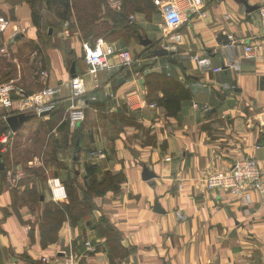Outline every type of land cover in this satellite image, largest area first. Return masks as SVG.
I'll list each match as a JSON object with an SVG mask.
<instances>
[{"label":"crops","instance_id":"obj_1","mask_svg":"<svg viewBox=\"0 0 264 264\" xmlns=\"http://www.w3.org/2000/svg\"><path fill=\"white\" fill-rule=\"evenodd\" d=\"M169 1H156L161 19L131 17L153 42L174 50L176 62L147 55L123 81L119 79L127 71L122 67L100 71L93 78L87 73L79 37L70 41L72 53L58 54L50 47L42 71L46 86L61 85L63 105L38 119L44 123L51 118L52 130L78 137L74 143L63 140L68 156L54 147L58 152L49 159V170L53 169L48 182L72 179L73 174L83 177L89 163L98 165V177L113 171L124 178L116 189L94 197L87 217L75 226L66 219L57 239L44 245L35 219L43 207L35 214L27 209L16 197L24 191L19 193L0 171V264H58L71 252L77 264H264L261 198L254 194L250 203H243L203 183L240 157H253L264 167V65L244 56L245 44L259 45L263 39L257 9L264 0H201L197 10L190 8V0H176L184 22L161 29ZM0 17L9 21L0 33L2 45L12 44L15 37L41 38V27L34 26L26 2L13 7L0 0ZM105 42L119 49L128 45L122 34ZM153 72L190 90V98L174 117L147 96L144 77ZM73 74L84 76L88 91L85 120L75 129L67 121L70 101L64 100ZM156 94L162 96L161 91ZM4 111L0 105V115ZM1 124L5 129L7 122L0 119ZM97 151L104 156L92 158L90 153ZM143 167L155 176L144 180ZM61 186L63 200L66 189ZM156 202L160 212L154 210ZM101 219L112 226L116 239L98 230Z\"/></svg>","mask_w":264,"mask_h":264},{"label":"trees","instance_id":"obj_2","mask_svg":"<svg viewBox=\"0 0 264 264\" xmlns=\"http://www.w3.org/2000/svg\"><path fill=\"white\" fill-rule=\"evenodd\" d=\"M156 1L161 0H117L116 7H112L108 0H7L13 7L26 2L31 8L32 22L38 29L43 23L44 13H50L55 20L54 24L63 26V22H68L70 27L72 23L79 40L88 42L92 46L98 38L110 41L118 34H122L126 38L135 36L139 41L140 30L134 21L129 20V17L135 14H144L146 19L150 20L153 11L159 10ZM40 36H42L41 33ZM51 36L52 34L49 32L46 33L47 38H51ZM157 46V42L147 46L151 55ZM144 79L147 96L153 98L157 105L163 107L167 116H176L181 103L191 96L188 88L164 74L153 72L146 74ZM156 91H161L162 96L158 97ZM62 105L59 103L53 111L61 108ZM50 119L47 124L51 122ZM0 131H2V125ZM0 152L3 155L2 159H5V154L1 150ZM56 152L58 151L53 149L51 153L47 152V155L56 154ZM85 170L82 184H78L73 179L65 181L66 201L56 204L45 203L44 200H40V195L35 197L37 199L32 203L33 205L36 203L44 205L42 214L35 215L44 245L57 239L58 230L66 219L75 226L82 218L87 217L94 209V197L102 196L110 189H116L124 178L121 172L113 171L103 172L98 177L97 174L100 173L98 165L92 163L86 164ZM38 209L39 207L36 206L32 210L33 213ZM101 221L102 227L98 225V230L111 239H116L117 234L112 226L106 219H101Z\"/></svg>","mask_w":264,"mask_h":264},{"label":"built area","instance_id":"obj_3","mask_svg":"<svg viewBox=\"0 0 264 264\" xmlns=\"http://www.w3.org/2000/svg\"><path fill=\"white\" fill-rule=\"evenodd\" d=\"M201 5V0H190V8L197 10ZM257 15L264 31V5L257 9ZM184 13L180 10L174 0L167 3L163 11V19L159 26L166 29H174L180 26L183 20ZM9 25V21L0 17V32H4ZM13 31L19 32L17 25H13ZM64 36H70L69 23L63 22ZM82 50L84 52V60L88 65L87 73L96 78L100 71H109L113 68L122 67L123 69L132 70V68L142 58L135 57L128 49H119L111 44H107L103 39H98L92 46L88 42H82ZM169 49V48H168ZM244 54L248 58L259 60L264 65V37L259 45L246 44ZM114 60V61H112ZM220 70L219 68L216 71ZM69 85V96L64 100L70 101L67 109V121L70 128H75L84 120V109L87 104L88 91L86 89L84 76L75 75L67 82ZM61 85L46 86L39 92L26 93L25 90L17 86L14 82L0 84V105L5 111L0 115V119L6 122L10 115L19 113H33L40 115L43 112H51L56 109L57 105L63 102L61 98ZM91 99H94L92 97ZM81 102V104H78ZM150 107H155V104H150ZM15 134L10 129L0 131V144L5 145L9 137ZM92 158H102L104 154L101 151L91 152ZM7 179L12 185H17L23 175V171H17L11 176V172H7ZM203 183L208 190L225 191L233 199L243 203H250L253 200V195L261 198L264 205V167L257 162L253 157H240L233 161L230 167L225 170L217 171L209 174L203 179ZM52 195L54 200H60L63 196L62 186H52ZM85 245L95 250V247L90 242ZM43 261H46L43 258ZM58 264H77L76 255L72 252L65 255Z\"/></svg>","mask_w":264,"mask_h":264},{"label":"rangeland","instance_id":"obj_4","mask_svg":"<svg viewBox=\"0 0 264 264\" xmlns=\"http://www.w3.org/2000/svg\"><path fill=\"white\" fill-rule=\"evenodd\" d=\"M174 1L176 2V0ZM108 2L112 7H116L115 5L117 4V0H108ZM156 5L159 9L160 5L157 3ZM154 16H156L157 19H161L160 9L158 11H153L151 19ZM129 20L133 21L134 19L132 17H129ZM54 22L55 20L50 13H44V20L41 28L39 29V32L42 34V36L37 41L17 39V37L14 36L15 41H13L12 44H9L8 42V44L6 43V45H2V41L0 39V47L3 46L2 48H0V84L14 82L17 86L22 87L26 93L30 94L39 92L46 87V78L44 76L45 72L42 71V69L44 66V59L47 58L48 51L52 49L50 47H56V49L53 48V50H56L58 54L62 53L63 55V53L66 51L72 53L70 48V41L72 42L75 37H78V35L75 33L77 32L75 30V26L71 25L72 23L69 27L70 36H64L62 33V26L54 24ZM136 22L137 21H134L136 25L140 26V23L138 24ZM159 27L163 29V27ZM49 29H51V33L53 34L51 38L46 37V33L49 32ZM140 33L142 36L145 35L142 32ZM16 34H18V32H14V35ZM129 40L131 41L129 42ZM127 41L128 45L126 49H128L135 57L145 58L147 57V55L151 57V52L148 47L139 46L138 44L140 43L135 36L127 38ZM157 44V47H165L167 49L169 48L168 46H164V44H161V46H159V43ZM169 50L171 51V49ZM37 77L39 78L37 79ZM34 115L36 117L26 122L18 132L14 131L15 134H12L9 137L7 144H0V150L5 154L4 162L6 165V169H4V173H6V178L8 177V171L11 172V176L16 174L17 171L24 172V175L19 180H17V185L15 186V189L19 190V193L21 191H24V193L21 192V196L16 193V197H20L22 199V204H24V206H26L27 209L30 210H33L36 206H38L39 208L44 206L43 203H36L34 205L32 204L35 199H37L35 197H38V195H40V197H43L42 200H44L45 203L52 202L56 204L66 201L67 195L63 200H54L53 195L51 194V185L57 187L61 186L62 184L64 190L66 189L67 193V188H65V181L68 179L51 182V184L48 182V177L51 176L50 170L53 169L51 168L49 170V165L51 163L49 162V159L53 154H47L51 153L54 147H57L60 149L58 153L59 155L63 154V156H68L70 154V151H64L63 140L69 138L71 143H74L76 141V138L78 137L75 132H73L72 135L68 132L66 133V131H63V133L55 132L51 128V122L47 124V121L49 120H46V122L42 123L43 121L40 120L41 118L38 119L39 116L36 114ZM7 129L10 128H6V130ZM67 161L68 163H70L68 159ZM76 171L77 173H80L78 170ZM72 179L78 184H82L81 175L73 174ZM29 184L32 185L30 190H22L24 186L26 187Z\"/></svg>","mask_w":264,"mask_h":264},{"label":"water","instance_id":"obj_5","mask_svg":"<svg viewBox=\"0 0 264 264\" xmlns=\"http://www.w3.org/2000/svg\"><path fill=\"white\" fill-rule=\"evenodd\" d=\"M245 3V2H244ZM246 4V3H245ZM49 33L51 34V29H49ZM139 38V43L143 46H149L152 45L153 41L152 39H150L148 36H142L141 34L138 35ZM173 54L174 52L165 47H157L154 49L153 51V55L155 56L156 59L161 58V57H166L168 61L170 62H176V59L173 58ZM126 75L122 78L119 79V81H123L125 78H128L131 75V71L129 69H125ZM74 71V69H72V72ZM75 74H73L72 77H74ZM48 114V112H43L41 113L39 116L42 115H46ZM35 118L34 114H24V113H19V114H14V115H10L7 117L6 122L7 125L5 127L6 128H10L12 131H18L20 130L23 125L28 122L29 120H32ZM264 128V125H263ZM1 152H0V171L5 169V162L3 161L2 157H1ZM154 173L152 171H150L147 167H143L142 170V178L144 180H148L152 177H154ZM159 205L156 202L154 205V210L157 212H160L159 209Z\"/></svg>","mask_w":264,"mask_h":264}]
</instances>
